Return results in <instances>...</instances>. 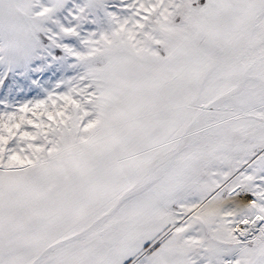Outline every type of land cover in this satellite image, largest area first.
<instances>
[{"label": "snow or ice", "instance_id": "obj_1", "mask_svg": "<svg viewBox=\"0 0 264 264\" xmlns=\"http://www.w3.org/2000/svg\"><path fill=\"white\" fill-rule=\"evenodd\" d=\"M0 264H264V0H0Z\"/></svg>", "mask_w": 264, "mask_h": 264}]
</instances>
